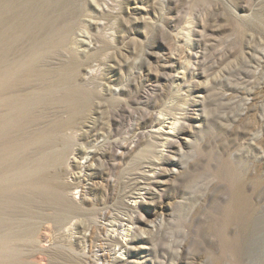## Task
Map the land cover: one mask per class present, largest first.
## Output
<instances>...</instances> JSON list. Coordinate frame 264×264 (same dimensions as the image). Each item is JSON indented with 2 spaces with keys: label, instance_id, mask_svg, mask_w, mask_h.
Instances as JSON below:
<instances>
[{
  "label": "rangeland",
  "instance_id": "rangeland-1",
  "mask_svg": "<svg viewBox=\"0 0 264 264\" xmlns=\"http://www.w3.org/2000/svg\"><path fill=\"white\" fill-rule=\"evenodd\" d=\"M0 35L44 54L0 91V264H264L222 220L236 182L264 216V0H0Z\"/></svg>",
  "mask_w": 264,
  "mask_h": 264
},
{
  "label": "bare ground",
  "instance_id": "bare-ground-1",
  "mask_svg": "<svg viewBox=\"0 0 264 264\" xmlns=\"http://www.w3.org/2000/svg\"><path fill=\"white\" fill-rule=\"evenodd\" d=\"M0 55H1V47H0ZM42 55H44V54L41 53L39 55L31 56L25 60L15 62V63H7L4 66V68L0 69V91L3 88H10L17 81H20V80L26 81L28 79L29 73L31 72L32 64L37 59H39V57H41ZM35 96L37 97V100L41 99L39 94L35 95ZM20 99L21 98L16 96V95H8V96L3 98V101L10 107V109H19V107L22 106ZM31 102L32 101H30V103ZM27 103H28V101H27ZM163 122H165V121H163ZM169 123H170V126H168V127L170 129H174V123L173 122H169ZM2 125H3V123H2ZM162 127H163V125H161L159 128H162ZM8 156H9V154H8ZM20 176H21V174H20ZM21 182L23 185L30 186V187H35L39 183L38 179H36V178H31V179L27 178ZM5 183H7V185H8L9 182H5ZM0 220H2V219L0 218ZM222 220H223L224 224H227V223L233 222V221H238L241 228L244 230H247L250 225L254 226L255 224H257V225H263L264 224V216H262V218L257 216V208H256L255 204L253 203L252 199H250V197H248V195L243 193V190L241 188V184L239 182H236L234 184V190L232 191V196H231L228 204L225 206V208L222 211ZM224 237H226V236H224ZM225 240H227V239H225ZM3 250H5V249H3ZM14 251H16V250H14ZM2 253H3V255H6L8 253V251L5 250Z\"/></svg>",
  "mask_w": 264,
  "mask_h": 264
}]
</instances>
